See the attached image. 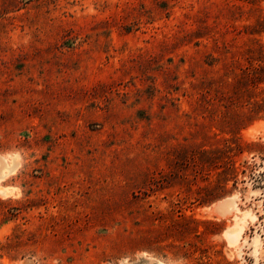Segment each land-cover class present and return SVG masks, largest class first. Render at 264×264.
Here are the masks:
<instances>
[{
    "label": "rangeland",
    "instance_id": "rangeland-1",
    "mask_svg": "<svg viewBox=\"0 0 264 264\" xmlns=\"http://www.w3.org/2000/svg\"><path fill=\"white\" fill-rule=\"evenodd\" d=\"M1 173L0 264H264V0H0Z\"/></svg>",
    "mask_w": 264,
    "mask_h": 264
},
{
    "label": "bare ground",
    "instance_id": "bare-ground-1",
    "mask_svg": "<svg viewBox=\"0 0 264 264\" xmlns=\"http://www.w3.org/2000/svg\"><path fill=\"white\" fill-rule=\"evenodd\" d=\"M9 165V164H8ZM12 171H14V170H12ZM11 172V171H10ZM0 175H2V173L0 174ZM241 226H243L244 227V225L242 224ZM239 227V226H238ZM232 232H231V237L230 238H232V239H230V240H233V242L234 243H236V244H238V242L240 241V239H241V235H242V232H243V228L242 227H240V228H237V229H235V230H231ZM230 236V235H229ZM235 245V244H234Z\"/></svg>",
    "mask_w": 264,
    "mask_h": 264
}]
</instances>
